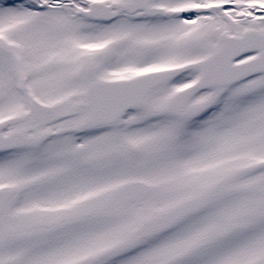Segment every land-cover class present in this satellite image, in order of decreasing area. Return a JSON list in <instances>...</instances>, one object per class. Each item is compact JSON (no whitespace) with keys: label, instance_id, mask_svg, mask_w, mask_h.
<instances>
[{"label":"snow or ice","instance_id":"6c2138e0","mask_svg":"<svg viewBox=\"0 0 264 264\" xmlns=\"http://www.w3.org/2000/svg\"><path fill=\"white\" fill-rule=\"evenodd\" d=\"M0 264H264V0H0Z\"/></svg>","mask_w":264,"mask_h":264}]
</instances>
